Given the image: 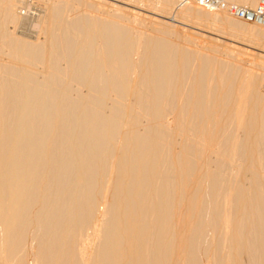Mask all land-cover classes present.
Returning <instances> with one entry per match:
<instances>
[{
	"label": "bare ground",
	"instance_id": "1",
	"mask_svg": "<svg viewBox=\"0 0 264 264\" xmlns=\"http://www.w3.org/2000/svg\"><path fill=\"white\" fill-rule=\"evenodd\" d=\"M26 1L0 0V264H264V27Z\"/></svg>",
	"mask_w": 264,
	"mask_h": 264
},
{
	"label": "built area",
	"instance_id": "2",
	"mask_svg": "<svg viewBox=\"0 0 264 264\" xmlns=\"http://www.w3.org/2000/svg\"><path fill=\"white\" fill-rule=\"evenodd\" d=\"M193 1L200 8L210 11L226 10L231 16L245 22L264 27V0L251 2H236L229 0H183V3Z\"/></svg>",
	"mask_w": 264,
	"mask_h": 264
},
{
	"label": "rangeland",
	"instance_id": "3",
	"mask_svg": "<svg viewBox=\"0 0 264 264\" xmlns=\"http://www.w3.org/2000/svg\"><path fill=\"white\" fill-rule=\"evenodd\" d=\"M132 1V0H131ZM130 1V5H125V4H122L121 3V5H123V6H127V7H129V8H131V9H135L136 11L138 10V11H140V12H142V13H145V14H152L151 12H149V8L147 7V8H145L146 6H144L143 5V2H141L140 1V3H139V0H133V3ZM136 1V2H135ZM179 2H181V0H178ZM39 2V0L37 1V0H27L26 1V5H21L22 7H24L23 8V10L21 9V13L24 15V12H27L28 10H30L31 8H33V7H35L36 5H37V3ZM182 3V2H181ZM144 6V7H143ZM149 9V10H148ZM144 14V15H145ZM26 15V14H25ZM144 15L142 14V16L144 17ZM153 15V14H152ZM166 16H168L167 14H165ZM170 16V15H169ZM145 17H146V15H145ZM149 18L148 17H146L145 18V20H147L146 21V23H150L151 22V20L149 21L148 20ZM166 19H168V18H166ZM177 20V19H176ZM179 21H181V23L179 22ZM177 23H178V30L180 31V32H182V33H185L186 32V30H185V32L183 31L184 29H183V27H186V26H189V27H186L187 28V31H188V29H189V32L190 31H192V30H200V32H202L203 31V33L205 34V33H207L206 35H209V36H213V37H217V38H219V39H221V40H223V41H225V42H235V41H232V39H235L236 40V38H233L232 36H230V35H228V36H226V34H224V35H222L221 33H217V31H215L214 29H210V28H208V27H206L205 25L203 26V25H199L198 23H195V22H191V20L189 21V19H183V17L181 18V16H179L178 17V21H176ZM196 27H195V26ZM193 26V27H192ZM197 28V29H195V28ZM202 30V31H201ZM212 30V31H211ZM214 30V31H213ZM209 31V32H208ZM218 35H217V34ZM222 35V36H221ZM230 38H232L231 40H230ZM240 42V43H239ZM237 45L239 44V46H246L245 48H248V49H250L251 51H252V53H254V54H256L257 55V53H261L262 52V48H260L261 46H257V45H255L254 44V46L253 45H251V47H250V44H246V43H244V42H242L240 39H237V43H236ZM246 44V45H245ZM249 45V46H248ZM260 48V49H259ZM264 52V51H263ZM262 52V53H263ZM264 54V53H263ZM254 58H255V56H253V58H250L251 60H254ZM256 59H257V61L258 62H260L261 60H262V58L261 59H259V57L257 58L256 57ZM260 60V61H259Z\"/></svg>",
	"mask_w": 264,
	"mask_h": 264
}]
</instances>
